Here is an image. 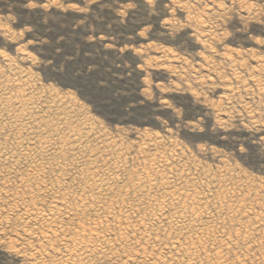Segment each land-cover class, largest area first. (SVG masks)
Listing matches in <instances>:
<instances>
[{"label":"rangeland","instance_id":"rangeland-1","mask_svg":"<svg viewBox=\"0 0 264 264\" xmlns=\"http://www.w3.org/2000/svg\"><path fill=\"white\" fill-rule=\"evenodd\" d=\"M31 2L0 0V264H264V0ZM86 61L99 116L53 78Z\"/></svg>","mask_w":264,"mask_h":264},{"label":"snow or ice","instance_id":"snow-or-ice-1","mask_svg":"<svg viewBox=\"0 0 264 264\" xmlns=\"http://www.w3.org/2000/svg\"><path fill=\"white\" fill-rule=\"evenodd\" d=\"M136 3H140L145 8H147V6H153L154 8L170 7L169 0H159V3H157V0H133V4H129L128 7L132 8ZM171 3L175 4L177 10L182 7L181 4L177 3V0H171ZM49 6L48 4H44L43 0H35V2L24 4V7L32 9H47ZM56 6L60 7V4L57 3ZM165 15H167L166 12ZM165 23L167 24L168 21H165ZM261 23H264V21H261ZM21 35H23V33ZM0 55H4L2 50H0ZM90 64L92 67H89ZM95 67L96 65L92 61H86L84 64H80L79 62L76 64L66 62L62 72L58 66L56 67V71L60 74L53 76V78L59 82L67 80L68 83L63 86L70 87L75 91L78 98L84 101L86 105L90 106L92 114L99 116L107 109L109 101L112 103H115V101L111 99L112 94L104 85V78L94 71ZM166 106L172 107L171 105ZM175 111L177 116L182 117L181 123H183V120H191L190 116L180 113L179 109ZM73 115H76V113H73ZM81 115H83V113H81ZM79 118L80 116H77V119ZM60 119L63 121L64 118L61 117ZM89 123H91V121H89ZM192 124L195 125V121H192ZM61 126L63 125L61 124ZM83 130L84 132H88V126L85 125ZM191 130L195 131L196 129L193 127ZM94 135V133L88 132V136L85 137V139H91ZM241 151H243V149ZM240 159L243 160L244 157L241 156ZM249 162H251V155L249 156Z\"/></svg>","mask_w":264,"mask_h":264},{"label":"bare ground","instance_id":"bare-ground-1","mask_svg":"<svg viewBox=\"0 0 264 264\" xmlns=\"http://www.w3.org/2000/svg\"><path fill=\"white\" fill-rule=\"evenodd\" d=\"M0 95H1V94H0ZM7 95H8V94H7ZM11 95H12V94H11ZM5 96H6V95H5ZM1 97H2V96H1ZM1 97H0V100H1ZM5 98H6V97H5ZM24 98H25V97H24ZM3 99H4V98H3ZM9 99H10V98H9ZM1 101H2V100H1ZM7 101H8V99H6L5 101H2V103H3V102H7ZM2 103H1V104H2ZM8 103H10V101H9ZM4 104H5V103H4ZM4 104H3V105H4ZM27 106H28V105H27ZM0 107H1V106H0ZM24 107H26V106H24ZM24 107H23V105H22V107L20 106V108H24ZM15 109H16V108H15ZM16 111H17V110H16ZM20 112H21V111H20ZM23 112H24V111H23ZM15 114H16V113H15ZM17 114H18V113H17ZM17 114H16V115H17ZM21 114H22V113H21ZM8 115H9V114H8ZM8 115H7V118H8V117L10 118V116H8ZM11 116L13 117L14 115H11ZM14 117H15V116H14ZM7 118H6V119H7ZM4 119H5V116H4ZM16 119H17V118H16ZM8 120H9V119H7V121H8ZM12 120H14V119L12 118ZM7 121H6V122H7ZM9 121H10V120H9ZM14 123H15V122H14ZM1 124H3V123H1ZM8 124H9V123H8ZM4 125H5V124H4ZM6 125H7V123H6ZM15 125H16V124H15ZM22 125H23V124H22ZM7 126H8V125H7ZM18 126H19V124H18ZM3 127H4V126H3ZM5 127H6V126H5ZM0 128L2 129V126H1ZM9 128H10V126H9ZM21 128H22V127H21ZM25 128H27V127H25ZM27 129H28V128H27ZM0 134H1V132H0ZM29 138H31V136H30ZM24 139H26V138H24ZM31 139H32V138H31ZM29 140H30V139H29ZM32 140H33V139H32ZM34 140H35V139H34ZM76 140H77V139H76ZM22 142H24V141H22ZM40 142H41V141H40ZM43 142H44V141H43ZM30 143H31V141H30ZM30 143H29V144H30ZM37 143H38V142H37ZM18 144L20 145V143H18ZM33 144L36 145V142L33 143ZM40 144H42V142H41ZM44 144H45V143H44ZM19 145H18V146H19ZM22 145H23V143H22ZM35 145H34V146H35ZM24 146H25V144H24ZM26 146H31V145H26ZM21 147H22V146H21ZM31 147L33 148V146H31ZM27 148H29V147H27ZM29 149H30V148H29ZM2 150H3V149H2ZM21 150H25V149L22 148ZM4 151H5V150H3V153H4ZM19 151H20V150H19ZM8 152H9V151H8ZM20 152H21V151H20ZM28 152H29V151H28ZM1 153H2V152H1ZM1 153H0V154H1ZM24 153H26V152H24ZM32 153H33V152H32ZM6 154H7V153H6ZM19 154H20V153H19ZM28 154H29V153H28ZM4 155H5V154H4ZM4 155H2V156H4ZM25 155H27V153H26ZM25 155H24V156H25ZM34 155H35V153H34ZM34 155H31V157H33ZM10 156H11V155H10ZM10 156L8 157L9 159H10ZM19 156H20V155H19ZM29 156H30V155H29ZM29 156H28V157H29ZM0 157H1V155H0ZM5 157H6V156H5ZM21 157H22V156H20V158H21ZM6 159H7V158H6ZM12 159H13V158H12ZM27 159H28V158H27ZM113 165H114V164H113ZM115 167H116V166H115ZM108 171H109V170H108ZM108 171H107L106 173H108V175H109V172H110V171H109V172H108ZM115 171H117V170L115 169ZM96 172H97V171H96ZM96 172H95V173H96ZM117 172H118V171H117ZM97 174H98V173H97ZM102 175H103V174H102ZM92 176H93V175H92ZM100 176H101V174H100ZM112 176H113V175H112ZM103 177H104V176H103ZM107 177H108V176H107ZM104 178H106V176H105ZM109 179H112V178H109ZM92 180H93V179H92ZM95 180H97V181L99 182L101 179L98 180V179L96 178ZM106 181H107V180H106ZM106 181H105V179H104V182H103V183L106 184ZM108 181H109V180H108ZM108 181H107V182H108ZM96 183H97V182H96ZM101 183H102V182H101ZM108 183H109V182H108ZM108 183H107V184H108ZM99 184H100V183H99ZM109 184H110V183H109ZM92 186H94V184L91 185V187H92ZM95 186H96V185H95ZM97 186H98V184H97ZM108 186H110V185H108ZM94 188H95V187H94ZM103 188H104V187H103ZM92 189H93V188H92ZM96 189H97V188H96ZM97 190H99V189H97ZM102 190H103V189H102ZM102 190H101V191H102ZM92 191H93V190H92ZM105 191H106V190H105ZM103 192H104V191H103ZM175 196L180 197V196H179V193H178V195H175ZM181 198H182V196H181ZM184 198H186V196H184ZM170 200H171V199H170ZM172 200H173V196H172ZM174 200H175V199H174ZM182 200H183V199H182ZM161 201H162V200H161ZM168 201H169V200H168ZM175 201H176V200H175ZM183 202H184V201H183ZM185 202H186V201H185ZM185 202H184V203H185ZM177 203H178V202H177ZM156 204H157V203H156ZM158 204H160V203H158ZM158 204H157V205H158ZM175 204H176V203H175ZM160 205H161V204H160ZM172 205H173V204H172ZM177 205H178L177 207H178V209H179V205H180V204H177ZM186 205H187V204H186ZM63 206H64V205H63ZM83 206H84V205H83ZM184 206H185V205H184ZM159 207H161V206H159ZM163 207H164V205H163ZM163 207H162V208H163ZM188 207H189V206H188ZM175 208H176V207H175ZM191 208H193V207H191ZM191 208H190V211H191ZM185 209H186V208H185ZM52 210H53V209H52ZM52 210H51V211H52ZM175 210H176V209H175ZM72 211H73V208H72ZM154 211H156V210H154ZM190 211H188V212H190ZM176 212H177V211H176ZM178 212H179V211H178ZM193 212H194V211H193ZM195 212L197 213L198 211L196 210ZM65 213H66V212H65ZM68 213H69V212H68ZM71 213H74V212H71ZM71 213H70V214H71ZM156 213L159 214V213H161V212L159 211V212H156ZM172 213H175V212H172ZM183 213H184V212H183ZM198 213H200V211H199ZM51 214H52V212H51ZM178 214H179V213H178ZM187 214H188V213H187ZM189 214H190V213H189ZM201 214H202V213H200V216H201ZM35 215H36V214H35ZM39 215H41V214H39ZM44 215L46 216V215H48V214H44ZM52 215H53V217L55 216V214H52ZM161 215H162V214H160L159 216H161ZM169 215H170V214H169ZM172 215L176 216L175 214H172ZM179 215H180V216H177V218H178V217H179V218H180V217H183V216H181V214H179ZM193 215H194V214H193ZM193 215L191 216L192 219H193ZM197 215H198V214H197ZM36 216H38V215H36ZM36 216H35V221L37 220V219H36ZM41 216H43V215H41ZM151 216H152V215H151ZM159 216H158V217H159ZM200 216H199V217H200ZM47 217H48V216H47ZM55 217H56V216H55ZM55 217H54V218H55ZM154 217H155V213H154ZM158 217H157V218H158ZM163 217H164V216H163ZM170 217H171V216H170ZM184 217H185V215H184ZM188 217L190 218L189 215H187L186 218H188ZM51 218H52V217H51ZM51 218H49V219L46 218L45 221L47 220V222H48V221H49V222L51 221L52 223H55V221H56L55 219H56V218H55V219H54V218L51 219ZM155 218H156V217H155ZM157 218H156V219H157ZM159 218H160V217H159ZM159 218H158V219H159ZM161 218H162V216H161ZM173 218H174V217H173ZM205 218H207V217H205ZM30 219H31V217H30ZM39 219H40V218H39ZM57 219H58V218H57ZM166 219H167V218H166ZM199 219H200V218H199ZM174 220H176V217H175ZM181 220H183V219H181ZM185 220L188 221L187 219H185ZM189 220H190V219H189ZM196 220H197V218L194 219V222L191 221V222H193V223H191L190 221L186 222V223H189V222L191 223V224H190V225H191V226H190L191 230H192V226L194 225V223H196ZM41 221H42V220H41ZM60 221H62V220H60ZM60 221H59V222H60ZM82 221H83V220H82ZM166 221H167V220H166ZM170 221H171V220H170ZM198 221H199V220H198ZM36 222H40V220H39V221H36ZM47 222H46V223H47ZM49 222H48V225L50 226V224H52V223H49ZM59 222H58V225L62 224L61 222H60V224H59ZM168 222H169V220H168ZM208 222H209V221H208ZM210 222H211V221H210ZM180 223H181V222H180ZM198 223H199V222H198ZM206 223H207V222H206ZM211 223H212V222H211ZM211 223H210V224H211ZM84 224H85V222H84ZM168 224H169V223H168ZM214 224H215V223H214ZM53 225H54V224H53ZM187 225L189 226V224H187ZM197 225H198V224H197ZM197 225H196V227H197ZM203 225L205 226L204 223H203ZM212 225H213V224H212ZM54 226H55V225H54ZM56 226H57V224H56ZM60 226H61V225H60ZM171 226H172V225H171ZM173 226H174V225H173ZM194 226H195V225H194ZM194 226H193V227H194ZM200 226H201V225H200ZM200 226H199V227H200ZM52 227H53V226H52ZM174 227H175V226H174ZM213 227H214V226H213ZM215 227H218V225L215 226ZM215 227H214V228H215ZM55 228H56V227H55ZM194 228H195V227H194ZM194 228H193V230H194ZM204 228H205V227H204ZM208 228H209V226L207 227V229H208ZM57 229H58V228H57ZM82 229H83V228H82ZM201 229H203V228H201ZM211 229L213 230L212 227H211ZM183 230H184V229H183ZM188 230H189V229H188ZM188 230H187V231H188ZM193 230H192V231H193ZM205 230H206V229H203V232H205ZM208 230H209V229H208ZM208 230H206V231H208ZM216 230H217V229H216ZM53 231H54V230H53ZM53 231H52V232H53ZM189 231H190V230H189ZM198 231H199V230H198ZM198 231H197V232H198ZM201 231H202V230H201ZM182 232H184V231H182ZM195 232H196V229H195ZM212 232H213V231H212ZM193 233H194V232H193ZM206 233H208V232H206ZM209 233H210V231H209ZM209 233H208V234H209ZM215 233H216V232H215ZM190 234H191V233H190ZM195 234H196V233H195ZM195 234H194V235H195ZM186 235H187V234H186ZM199 235L201 236V234H199ZM204 235L206 236L207 234H204ZM210 235H211V233H210ZM212 235H214V234H212ZM212 235H211V236H212ZM190 236H191V235H190ZM196 236H197V234H196ZM206 237H207V236H206ZM206 237H205V238H206ZM212 237H213V236H212ZM225 237H229V236L227 235V236H225ZM90 239H91V238H90ZM189 239H190V238H189ZM191 239H192V238H191ZM196 239H197V238H195V240H196ZM200 239H202V238H200ZM207 239L209 240V237H207ZM214 239H215V238H214ZM214 239H213V240H214ZM228 239L230 240V238H228ZM228 239H227V241L229 242ZM93 240H94V239H93ZM198 240H199V239H198ZM210 240H211V239H210ZM219 240H220V239H219ZM231 240H232V239H231ZM231 240H230V241H231ZM211 241H212V240H211ZM211 241H210V242H211ZM216 241H217V240H216ZM214 242H215V241H214ZM218 242H219V241H218ZM223 243H224V241H223ZM215 244H217V243H215ZM221 244H222V243H221ZM224 244H225V243H224ZM228 244H229V243H228ZM211 245H212V244H211ZM219 245H220V244H219ZM226 245H227V244H226ZM75 246H76V245H75ZM212 246H213V245H212ZM220 246H221V245H220ZM193 247H194V246H193ZM217 248H218V247H217ZM217 248H216V249H217ZM221 248H222V247H220V250H221ZM76 249H77V247H76ZM216 249H215V250H216ZM222 249H223V248H222ZM230 249H232V248H230ZM73 250H75V247H74V249H72V251H73ZM218 250H219V249H217V251H218ZM78 251H79V250H78ZM223 251H224V249H223ZM73 252H76V250L73 251ZM226 252H228V251H226ZM229 252H230V250H229ZM70 253H72V252H70ZM192 253H194V252H192ZM214 253H215V252H214ZM189 254H190V253H189ZM194 254H196V253H194ZM222 254H223V253H222ZM222 254H221V255H222ZM226 254H228V253H226ZM262 254H263V253H262ZM68 255H70V254L68 253ZM72 255L74 256V253H72ZM75 255H76V254H75ZM209 255H211V254H209ZM221 255H220V251H219V253H217V254L214 256V260H215V261L212 260L213 263H214V262H217L218 264H223L222 260L224 261V259H223L222 256L225 255V253H224L222 256H221ZM73 256H72V257H73ZM191 256H192V254H191ZM261 256H262V255H261ZM74 257H75V256H74ZM194 257H195V256H194ZM194 257H193V258H194ZM196 257H197V256H196ZM196 257H195V258H196ZM197 258H198V257H197ZM221 258H222V260H221ZM224 258L226 259V257H224ZM199 259H201V257H200ZM207 259H208V258H207ZM189 260H190V259H189ZM192 260H193V259H192ZM195 260H196V259H195ZM195 260H194V261H195ZM203 261H204V260H202V261L200 260V262H203ZM210 261H211V260H210ZM226 261H228V260H226ZM190 262H191V260H190ZM187 263H189V262H187ZM193 263H194V262H193ZM193 263H189V264H193ZM197 263H198V259H197ZM207 263H208V262H207ZM210 263H211V262H210ZM217 263H216V264H217ZM224 263H225V262H224ZM228 263H229V262H228ZM195 264H196V262H195ZM202 264H203V263H202ZM225 264H227V263H225ZM231 264H232V263H231Z\"/></svg>","mask_w":264,"mask_h":264},{"label":"clouds","instance_id":"clouds-1","mask_svg":"<svg viewBox=\"0 0 264 264\" xmlns=\"http://www.w3.org/2000/svg\"><path fill=\"white\" fill-rule=\"evenodd\" d=\"M81 11H86V9H81ZM141 35H143V33H141ZM60 70L63 71V68H61Z\"/></svg>","mask_w":264,"mask_h":264}]
</instances>
